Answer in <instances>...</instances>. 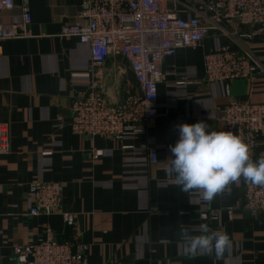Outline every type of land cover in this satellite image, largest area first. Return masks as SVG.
Returning <instances> with one entry per match:
<instances>
[{"label":"crops","instance_id":"0c3cea01","mask_svg":"<svg viewBox=\"0 0 264 264\" xmlns=\"http://www.w3.org/2000/svg\"><path fill=\"white\" fill-rule=\"evenodd\" d=\"M28 1L29 36L7 39L0 47V123L11 146L0 154V264H19L16 246L45 238L71 242L75 235L88 246V264H264V213L252 215L244 208L243 179L209 204L195 191L183 192L165 171L167 159L174 158L169 146L179 139L177 125L204 121L207 130L220 131L217 109L230 97L264 103V32L224 25L196 49H180L165 59L157 116L144 133L119 141L75 134L72 103L93 92L111 102L140 93L129 62L110 57L94 66L88 45L60 34L63 25L84 21L82 0ZM197 1L163 3L189 18ZM19 13L16 8L0 19L15 21ZM219 46L246 54L256 66L251 78L231 82L230 97L205 75L204 56ZM150 148L158 152L156 164L150 162ZM46 151L51 154L43 155ZM261 155L264 138L254 161ZM36 180L62 183V211L76 215L74 225L62 214H30L29 186ZM228 208L234 211L231 218ZM203 210H221L220 218L202 219ZM201 224L229 235L231 247L221 258L182 253L181 229L199 235Z\"/></svg>","mask_w":264,"mask_h":264},{"label":"built area","instance_id":"2783aa9c","mask_svg":"<svg viewBox=\"0 0 264 264\" xmlns=\"http://www.w3.org/2000/svg\"><path fill=\"white\" fill-rule=\"evenodd\" d=\"M16 8L20 10L17 20L0 19V47L7 39L29 36L28 26L32 21L29 1L0 0V15ZM195 11V15L183 18L163 0H82L79 16L84 21L63 25L60 34L88 45L94 66L110 57H124L140 93H131L118 102L109 101L100 92L76 96L72 103V131L119 141L144 133L148 122L158 114V85L164 78L165 59L175 56L180 49H196L212 30L222 29L224 25L258 27L264 32V0H199ZM204 65L208 82L222 84L228 97L232 81L251 78L256 71L246 54L229 46H219L205 54ZM217 111L220 131L242 136L254 160L264 138V103L230 97ZM5 126L0 123V154L11 151ZM130 148L133 146H123ZM50 154L51 151L43 152ZM94 157L98 154L94 153ZM149 158L152 164L158 162L155 148H150ZM29 194L33 204L31 215L62 214L66 224H75L76 215L62 211V183L36 180L30 183ZM244 199V208L250 214L264 213V186L244 181ZM228 213L231 218L233 208H228ZM199 214L202 219L218 220L221 210H203ZM87 249L75 235L71 242L45 238L16 246L14 255L19 264H88Z\"/></svg>","mask_w":264,"mask_h":264},{"label":"clouds","instance_id":"9594fccd","mask_svg":"<svg viewBox=\"0 0 264 264\" xmlns=\"http://www.w3.org/2000/svg\"><path fill=\"white\" fill-rule=\"evenodd\" d=\"M204 121L177 125L179 139L170 151L165 171L174 175V183L185 193L196 192L206 203L231 190L241 179L264 186V155L253 160L249 144L232 131L207 130ZM199 235L188 228L179 233L178 245L189 257L213 254L217 259L231 247L227 232L213 230L208 224L199 226Z\"/></svg>","mask_w":264,"mask_h":264}]
</instances>
